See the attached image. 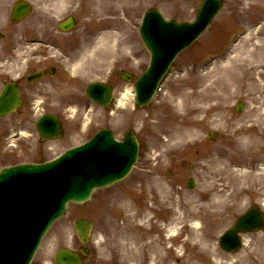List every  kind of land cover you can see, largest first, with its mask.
Returning <instances> with one entry per match:
<instances>
[{
	"label": "rangeland",
	"instance_id": "374dc122",
	"mask_svg": "<svg viewBox=\"0 0 264 264\" xmlns=\"http://www.w3.org/2000/svg\"><path fill=\"white\" fill-rule=\"evenodd\" d=\"M69 1L39 0L36 16H33L53 25L64 14L73 12L80 25L71 41L76 42L82 36L86 42L90 41L84 47L96 44L90 37L94 26L88 25L89 18L103 19L102 23L108 28L105 33L109 35L106 39L103 35L96 39L100 58L90 63L81 84L85 85L93 77L105 82L109 80L116 87L115 101L104 110L98 108L92 112L89 126H82L80 121V116L85 118L89 111L82 103L78 106L76 119L65 115L67 136L62 142L54 143L53 151L46 152L44 147L37 145L36 138H30L19 142L17 153L24 155L20 152L40 148L47 158L83 142L99 128H111L118 137L133 128L140 140V160L124 181L97 190L84 204H70L68 212L49 232L35 264H52V254L60 247H79L73 228L77 217L95 221L92 232L98 241L112 236L109 242L97 243L95 253L85 259L84 264H244L249 260L251 264H264V233L246 235V245L238 254H224L218 245V237L246 205L258 201L264 204V181L248 182L244 173L236 171L246 169L240 166L236 147L243 133L252 135L255 148L263 153L258 166L264 167V143L260 139L264 130V48L257 53L252 51V46H264V28H261L264 26V0H225L222 11L208 30L180 55L172 73L162 82V90L143 108L135 105L133 96L125 104L127 106H122L118 99L120 92L132 86L149 63V54L137 34L144 11L156 7L169 18L193 20L201 0H95L93 7L88 5V0H71L74 6L65 5ZM11 2L8 0V4ZM50 5L61 6L57 12L52 11L55 16L44 14L50 12ZM123 15L129 22H125ZM86 26L89 39L81 29ZM247 27L261 31L254 33L244 46L240 44L246 37L241 38L234 49L231 65L225 67L218 62L205 68L202 63L198 64L208 54L223 55L227 44L229 50L236 34ZM110 28L116 29L117 33ZM10 42L3 43L8 51ZM233 44L235 46L237 42ZM95 65L101 66L102 72ZM121 70L133 74L131 82L122 80ZM206 87L210 90L199 96V91ZM185 94H189L190 99ZM182 101L188 107L196 104L199 111L184 114ZM239 101L244 106L241 113L235 109ZM56 111L62 112L59 108ZM8 124L9 120H0V168L16 161L14 157L10 158L9 155H13L6 150V138L2 136L6 134L2 131L7 130ZM213 132L219 135L208 139ZM218 150H225L229 155L228 162L232 163L225 174L214 168L213 159ZM28 155L23 158L43 157L33 151ZM190 177L196 182L194 189L186 185ZM102 197L108 204L114 202V228L106 225L108 217L101 207L97 214L96 207L91 210ZM133 202L140 207L148 203L153 211L146 216V228L143 234L131 226L133 235L130 229L119 233V224L120 227L130 225ZM172 221H178V238L170 241L166 239V230ZM155 239H158L156 249L160 251L157 255L152 250Z\"/></svg>",
	"mask_w": 264,
	"mask_h": 264
},
{
	"label": "water",
	"instance_id": "95a60500",
	"mask_svg": "<svg viewBox=\"0 0 264 264\" xmlns=\"http://www.w3.org/2000/svg\"><path fill=\"white\" fill-rule=\"evenodd\" d=\"M220 2L221 0H205L198 21L194 24H183L186 28L180 25L175 27V23L167 26L158 11L147 13L143 35L145 44L151 52L152 61L149 69L136 83L138 101H148L174 56L173 47L182 45L188 32L193 33L199 24L206 23L215 5ZM103 95L107 96V91L104 89ZM14 107V101L0 99V115L8 113ZM137 148L138 143L133 132L130 131L125 136L124 142H118L111 131L103 130L84 146L68 151L48 165H20L2 170L0 248L9 251L14 246L29 247L30 245L29 250L34 251L42 235L51 223L62 215L69 201L84 202L95 188L105 187L123 179L136 161ZM57 166H61V169ZM43 179L51 180V183L62 180L64 187L61 191L49 188L48 192L40 191L32 194L34 185L29 182L38 183V180ZM24 190L28 191L24 193ZM42 208L47 209L48 217L34 215L42 211ZM19 210L25 216L19 215L17 213ZM255 217H257L256 213L252 212L242 218L240 227H245L246 222L248 226L252 225L251 221ZM89 228V222H79L78 231L83 239ZM222 244L227 249H237L238 239L234 230L229 232V236L222 241ZM59 259L64 260V264L80 261L79 256L69 250H63L59 254Z\"/></svg>",
	"mask_w": 264,
	"mask_h": 264
},
{
	"label": "flooded vegetation",
	"instance_id": "af4514ba",
	"mask_svg": "<svg viewBox=\"0 0 264 264\" xmlns=\"http://www.w3.org/2000/svg\"><path fill=\"white\" fill-rule=\"evenodd\" d=\"M1 6H2V0H0V24L2 23L3 18H5V15H2L1 13ZM44 26L46 25L44 24ZM33 39H35L34 42H36V40L39 39L38 40L39 42H37V44L48 43L50 45V48L54 50L58 48L60 56L50 52L48 54L49 56L52 57V60L49 57H46L44 55L45 60L43 62L42 61L39 62L40 60H38L39 65H35L34 63V65L30 69L25 71L23 78L21 79V82L19 83L24 106H27L28 103H34L35 105H37L38 103L42 102L43 111L36 116L33 115V118H32L31 115L26 114V111L24 113L22 109L19 114V117H20L19 124L22 127H24L25 123L30 122L31 124H33L35 119L40 117L43 114H48V113L57 114L56 106L58 104L61 107H64L65 105L71 104L73 101V94L71 91L72 86H70L71 82L68 80L67 76L64 73L59 71L58 67L55 65H56V62L59 61L57 59H61V60L65 59L66 61L69 60L71 64L75 63L77 59L71 58V56L69 55L71 51L67 47H62L56 41L55 36L52 34L50 30H46V34L44 33V35L42 36H36L35 38L33 37ZM21 44H23L22 41L19 42L20 50H22ZM31 59H36V58L32 56ZM36 71H43V77L41 78V81L39 82H31L27 78L26 75L29 72L34 73ZM59 117L63 119L62 115H59ZM36 138L38 139L39 143L37 145L39 147L41 146L44 147L46 152L50 151V147H51L50 141L43 142L42 139L38 135ZM6 150L8 151V153L13 155V156L9 155L10 158L14 157L16 160L15 162L12 161L11 164H15V163L22 162V161H30V159H24L23 156L29 157L28 154L31 151L35 152L36 154L43 155V157L41 158H37V157L32 158L34 162L41 163V162L46 161V154L40 148L31 150V151L24 150L20 152V153H23L24 155H19L17 151L14 150L12 147L6 148ZM94 242L95 241L93 240L92 243H88L87 245V247L90 249L88 258L91 257L96 251Z\"/></svg>",
	"mask_w": 264,
	"mask_h": 264
},
{
	"label": "bare ground",
	"instance_id": "6f19581e",
	"mask_svg": "<svg viewBox=\"0 0 264 264\" xmlns=\"http://www.w3.org/2000/svg\"><path fill=\"white\" fill-rule=\"evenodd\" d=\"M261 28L263 29L264 26H261ZM253 29L254 28H252V27H249V29H247V34L245 35L246 40L244 43H241L240 45L244 46L246 44V42L249 43L251 38H253L254 33L256 34V33H258V31L259 32L261 31V30H258L257 32H255ZM105 37H106V35H105ZM20 42H21V40H20ZM263 48H264L263 45L252 46V51L257 53L256 51H258L259 49H263ZM11 49L14 52V54H13L14 59H11V60L6 59L5 61L0 62V63L2 64L3 67H6L7 69H9V72H10L12 77H16V74H18L20 72V69L23 66L22 60L26 57L27 53H25L24 51L19 50L17 48H11ZM9 51H10V49H9ZM230 54L228 55V58L226 60L222 61L223 65L225 67L231 65L234 61V58H235V56L233 55L234 53L232 52V55H230ZM83 60L84 59H82L81 62L75 66L76 71H79L80 69H82V67L84 65L82 63ZM209 90H210L209 87L204 88L202 91H199V96L200 95L204 96L205 92L206 91L208 92ZM134 94H135V92L133 90V86H129V87L127 86L124 89V91L120 92V94H119V99H118L119 103H121L122 106H127L125 104H127L129 102V100L131 99V96L134 97ZM185 97L190 99L189 94H185ZM193 97H194V95H193ZM181 100H183V97ZM182 104H183L182 110H183L184 114H186V115H189L192 113H197L199 111L196 104L192 105L191 107L186 106L184 101H182ZM183 118H186V116H183ZM242 131L244 132V128L242 129ZM25 133H26L25 131H21L19 134L21 136H24V135H26ZM262 133L264 135V130H262ZM263 135L260 137V139H262V141H264ZM254 143L255 142L253 141V137L250 133L246 134V135H245V133H243L238 138V140L236 142V147L239 149V152H238L239 154H237V156L240 157L239 161L241 162V166L246 168V169L238 168V169H236V171L242 172V174L244 173L245 176L247 177L248 182H261V183H263V181H264V167L258 166V164L261 161V154H263V153H259L257 151V149L254 146ZM228 158H229V155L225 150H218L216 152L214 159H213V163H214V168L217 170V172H219L221 174H225L229 170L230 165L232 163L228 162ZM229 175L230 174L227 173V176H229ZM193 224H197V223H193ZM199 224H201V222ZM176 225H177V221L172 222L171 225L169 226V228H168L169 238H172V237L174 238L177 236ZM157 243H158V239H155L152 241V250H154L153 252H155L156 255L159 254V252H160V251H158V249H156L158 247Z\"/></svg>",
	"mask_w": 264,
	"mask_h": 264
}]
</instances>
